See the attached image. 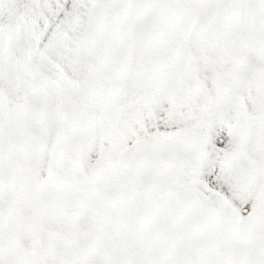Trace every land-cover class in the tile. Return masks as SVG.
I'll return each instance as SVG.
<instances>
[{
  "label": "snow or ice",
  "instance_id": "6c2138e0",
  "mask_svg": "<svg viewBox=\"0 0 264 264\" xmlns=\"http://www.w3.org/2000/svg\"><path fill=\"white\" fill-rule=\"evenodd\" d=\"M0 264H264V0H0Z\"/></svg>",
  "mask_w": 264,
  "mask_h": 264
}]
</instances>
